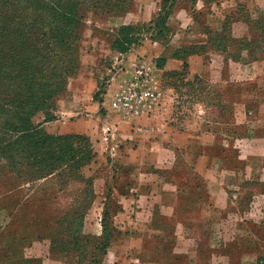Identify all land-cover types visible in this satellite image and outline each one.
Returning <instances> with one entry per match:
<instances>
[{
  "label": "crops",
  "instance_id": "1",
  "mask_svg": "<svg viewBox=\"0 0 264 264\" xmlns=\"http://www.w3.org/2000/svg\"><path fill=\"white\" fill-rule=\"evenodd\" d=\"M207 20L220 27L218 15ZM175 23L168 42L148 39L125 58L141 54L161 61L160 74L182 70L179 48L206 44L209 36L190 19ZM116 36L107 29L104 49L113 50ZM188 63L187 82L203 79L213 86L211 95L194 98L196 110L179 111L171 86L152 113L110 109L95 115L98 130L108 133L97 141L106 151L94 178L91 227L107 247L96 264L264 262V58L207 60L194 53ZM96 81L90 87L69 83L72 114L88 101L98 104ZM63 257L56 262L76 264Z\"/></svg>",
  "mask_w": 264,
  "mask_h": 264
},
{
  "label": "rangeland",
  "instance_id": "2",
  "mask_svg": "<svg viewBox=\"0 0 264 264\" xmlns=\"http://www.w3.org/2000/svg\"><path fill=\"white\" fill-rule=\"evenodd\" d=\"M16 3L12 4L11 9ZM240 7L249 9L254 19L264 15V0H134L130 9L121 15H109L102 10L86 12L81 25V67L75 70L69 83L76 88L89 80L85 86L90 87V81L93 82L96 77L94 94L101 103L88 101L87 108L72 114L70 105L74 103H71L66 91L32 118L33 125H39L52 135L86 136L87 141L74 139L70 169L63 162L56 166V171L42 177L38 167L30 165V158L20 154L11 155L0 149V264H58L56 261L60 255L73 258L76 264H91L96 246L100 247L98 249L102 254L103 240L93 232L96 228L91 226L92 222L95 223L92 215L95 217L97 214L92 213L96 197L94 178L101 168L100 155L106 151L97 141L102 140L101 135L108 133L98 130L99 118H95V115L99 114V110L119 112L111 106L110 101L126 79V65H133L131 62L138 57H146L139 54L136 58H125V55L131 53L135 46L144 45L148 39L168 41L174 28L178 27L175 19L182 25L190 19L192 25L204 26L206 32H220L226 15ZM214 15L219 16L220 27L208 25L207 19H212ZM126 26L133 28L120 32ZM260 27H264V22ZM235 28L237 32L232 35L236 37L249 30L240 24ZM107 29L117 31L113 44L118 39L116 45H121L120 49H127L125 52L114 47L112 51L104 49L106 45L102 37ZM134 38H138L137 43H127ZM213 42L205 48L194 47V44L183 46L178 54L186 55L187 61L192 54L189 52L194 51L200 52L207 60L227 61L225 59L230 57L229 52L237 56L233 44L221 35L213 33ZM225 45H228L226 50ZM242 56L248 55L243 52ZM148 60L157 66L156 74L163 88L164 103L169 88L173 86L178 95L179 111L189 113L196 110L194 98L197 99V94L213 93V86L203 79L187 82L188 69L186 73L182 69L160 74L162 62L152 58ZM77 115L81 119L77 120ZM89 148L96 155L84 161L83 155ZM60 165L65 168L58 173ZM250 187L255 189L257 185ZM110 208L114 209L113 204ZM250 264H254V261ZM259 264L264 262L259 261Z\"/></svg>",
  "mask_w": 264,
  "mask_h": 264
},
{
  "label": "trees",
  "instance_id": "3",
  "mask_svg": "<svg viewBox=\"0 0 264 264\" xmlns=\"http://www.w3.org/2000/svg\"><path fill=\"white\" fill-rule=\"evenodd\" d=\"M133 1L0 0V149L11 155L30 158V165L38 167L42 177L56 171V166L63 162L71 168L69 160L75 149L74 139L87 141L86 136L52 135L39 125H33L32 118L68 90L69 79L81 67V25L86 12L102 10L109 15H121L130 9ZM15 2L14 9H11ZM263 22L264 15L254 19L249 9L240 7L226 15L220 32L208 31V42L194 47L205 48L209 43L213 44L214 33L233 44L237 56L229 52L230 57L225 60L262 59L264 27L260 24ZM237 24L249 30H244L240 37L233 36ZM126 28L133 27H123L120 32ZM117 40L113 47L125 52L127 49L116 45ZM137 42L138 38H134L127 43ZM227 46H224L225 50ZM243 52L248 56H242ZM189 53L201 54L198 51ZM176 55L185 60L183 72L186 73L189 67L186 55H180L178 51ZM91 155L95 156L96 152L89 148L82 160L88 161ZM64 168L60 165L58 173ZM109 217L106 210L105 222ZM101 239L105 251L107 239ZM98 248L95 247L91 264L100 261Z\"/></svg>",
  "mask_w": 264,
  "mask_h": 264
},
{
  "label": "built area",
  "instance_id": "4",
  "mask_svg": "<svg viewBox=\"0 0 264 264\" xmlns=\"http://www.w3.org/2000/svg\"><path fill=\"white\" fill-rule=\"evenodd\" d=\"M127 64L126 79L117 88L111 106L126 115L152 113L164 105V92L156 74V64L138 57Z\"/></svg>",
  "mask_w": 264,
  "mask_h": 264
}]
</instances>
